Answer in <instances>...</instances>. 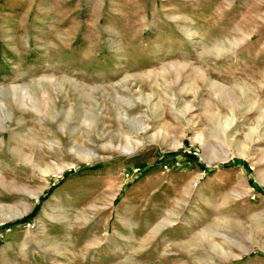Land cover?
<instances>
[{
	"label": "rangeland",
	"instance_id": "rangeland-1",
	"mask_svg": "<svg viewBox=\"0 0 264 264\" xmlns=\"http://www.w3.org/2000/svg\"><path fill=\"white\" fill-rule=\"evenodd\" d=\"M0 264H264V0H0Z\"/></svg>",
	"mask_w": 264,
	"mask_h": 264
},
{
	"label": "trees",
	"instance_id": "trees-1",
	"mask_svg": "<svg viewBox=\"0 0 264 264\" xmlns=\"http://www.w3.org/2000/svg\"><path fill=\"white\" fill-rule=\"evenodd\" d=\"M190 158L195 159L194 155H189Z\"/></svg>",
	"mask_w": 264,
	"mask_h": 264
}]
</instances>
